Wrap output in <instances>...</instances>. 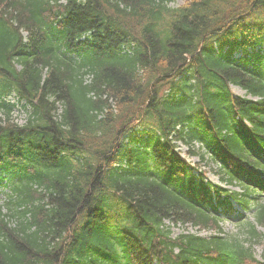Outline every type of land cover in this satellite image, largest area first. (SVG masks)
Here are the masks:
<instances>
[{"label":"trees","instance_id":"trees-1","mask_svg":"<svg viewBox=\"0 0 264 264\" xmlns=\"http://www.w3.org/2000/svg\"><path fill=\"white\" fill-rule=\"evenodd\" d=\"M65 1L0 0V108L37 101L0 124V264H264V0ZM167 220L219 234L173 238Z\"/></svg>","mask_w":264,"mask_h":264},{"label":"rangeland","instance_id":"rangeland-1","mask_svg":"<svg viewBox=\"0 0 264 264\" xmlns=\"http://www.w3.org/2000/svg\"><path fill=\"white\" fill-rule=\"evenodd\" d=\"M187 1L188 0H176L174 5L175 6L184 5ZM89 79L90 78H88V80ZM233 90L238 95H242V96L246 95L245 91H243L242 89H240L238 87L233 86ZM183 151L186 152V148H183ZM190 160L193 161V162H199L201 159H200L199 156H194V157H191ZM206 169L208 170V177H209L210 180H213V181H215L217 183L221 182L219 180L218 174H217L219 169H218V167H217V165L215 163H213V162L206 163ZM230 187L233 188V189H236V190H240V188H238V187H232V186H230ZM0 202H3V196H0ZM236 209L237 210H235V212L233 213L234 216L238 214V211H239L238 209H240V208H237V206H236ZM167 223H168V225H171L174 236L180 235L181 233H183L182 230L184 228H186V226L185 227H178V226L174 227L171 222H167ZM236 225H237L236 222H232L230 220L223 222V227H224V230H225L226 233H236V232H238V228H237ZM259 229L264 231L263 228H259ZM199 233L204 235V236H208V235L211 234L210 232H207V231H203V232H199ZM254 248H255V252H256L257 257L260 260H264V242L260 241L258 243H255L254 244Z\"/></svg>","mask_w":264,"mask_h":264}]
</instances>
